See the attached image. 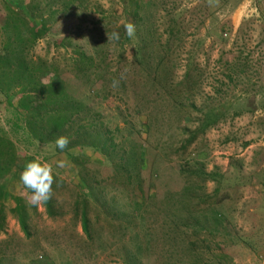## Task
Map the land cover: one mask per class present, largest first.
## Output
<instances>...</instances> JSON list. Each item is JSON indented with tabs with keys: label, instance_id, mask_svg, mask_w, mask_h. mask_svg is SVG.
Here are the masks:
<instances>
[{
	"label": "rangeland",
	"instance_id": "rangeland-1",
	"mask_svg": "<svg viewBox=\"0 0 264 264\" xmlns=\"http://www.w3.org/2000/svg\"><path fill=\"white\" fill-rule=\"evenodd\" d=\"M86 1V10L69 17L57 15L51 23L49 20V33L34 45L31 56L49 63L54 61L67 77L60 76L68 81L73 77L69 60L74 55L71 49H60L56 44L69 33L73 38L76 35V46L81 44L87 52L92 51L95 44L101 43L96 37L98 33L122 29L125 23H131L127 22L128 10L131 12L134 9V2L142 4L145 1L151 5L146 11L147 23L148 29L154 31L156 43V40L166 38L165 33L175 18L179 69L174 82L182 81L186 68L196 71L190 73L188 86L179 88L184 105L181 108L174 105L169 109L187 112V115L163 114L166 118L154 125L155 130L150 127L148 136L147 126L151 119L148 120L147 114H136V110L147 107L160 110L165 106L159 102L150 105L141 102L143 83L137 77L138 67L134 64L129 66L133 77L127 97L123 96L120 101V96L106 101L89 98L88 105L100 113L108 129H119L121 135L118 140L128 137L132 128L137 134L132 139H137L136 145H143L148 153L146 168L141 174L143 190L159 195L155 205L173 221L170 223L173 237L180 222L174 214L186 220L183 218H188V211L193 210V220L205 225L211 219V214L217 213L221 215L224 228L209 239L211 253L228 256L232 264H264V0ZM38 2L42 4V9H46V0ZM27 5L29 0H0V25L5 19L6 7L24 12ZM43 16L50 19V11H45ZM31 22L32 26H38V20ZM85 30L92 31V35H86ZM125 48L123 54L129 63L132 50ZM120 53L109 51L112 71L119 67L117 56ZM56 76L47 75L43 83L54 82ZM76 83L73 92L81 96V88L77 90ZM147 92L152 93L153 90ZM13 97L11 95L7 101L0 95V128L6 132H11L7 120L12 117L6 102L16 103L17 99ZM182 109L187 110L181 112ZM207 116L210 126L202 133L197 132L188 148H180V142L190 140L192 132L202 129ZM169 123L173 126L169 133L173 138L166 133L169 129L165 126ZM11 136L14 141L17 139V143L19 138L21 142L23 140L21 135ZM163 147H169L167 152ZM17 148L22 159L20 164L31 161L25 162V156H30L32 160L39 159L49 164L53 174L68 188L79 184V167L89 169V176L94 174L97 181H108V177H111V172L106 171L108 165L105 160L88 149L83 152L71 151L74 155H81L83 161L74 167L67 155H54L51 145L26 146L18 143ZM47 157L50 159L44 160ZM185 160H191L189 165ZM58 161H65V166L57 167ZM24 165L20 171H13L0 185V205L5 206V221L0 231V264H123L124 249H130L129 243L118 241L120 230L108 232L104 214L97 217L94 213L88 215L89 230H93L95 235L92 242L87 241L80 223L70 213L71 199L74 197L72 188L68 191V188L57 186L54 190V205L60 210V215L54 219L46 215L43 204L32 205V193L25 189L19 178ZM179 165L193 171L177 173ZM198 171H203L204 175L197 177L190 174ZM199 187L200 190L197 189ZM104 188L106 197L103 201L122 199V193L114 189L115 186L107 185ZM130 193L135 194L133 189ZM169 193L174 195L170 199L164 198ZM206 196L210 198L206 200ZM17 198L26 207L29 236H25L16 214L10 211L15 207L14 199ZM194 198L197 202L189 203ZM115 206L118 207L115 217L110 218L114 220V226L125 227L130 221L129 208L118 202L112 205ZM171 206H174L173 216L168 212ZM150 213L147 225L155 220L154 215L157 214L152 210ZM162 221L159 216L158 222ZM179 233L182 234L181 230ZM204 236L199 235L198 241L204 240ZM154 237L152 249L143 259L145 264H157L155 259H161L166 251L161 233ZM178 237L181 238L180 235ZM123 240L128 241V237L125 236ZM175 258L181 260L179 256ZM204 260L211 264L206 254Z\"/></svg>",
	"mask_w": 264,
	"mask_h": 264
},
{
	"label": "trees",
	"instance_id": "trees-1",
	"mask_svg": "<svg viewBox=\"0 0 264 264\" xmlns=\"http://www.w3.org/2000/svg\"><path fill=\"white\" fill-rule=\"evenodd\" d=\"M35 1L37 2L35 3ZM46 1L44 4L46 9L41 8L42 4L40 5L38 0H29V5L26 6L24 12L6 7L5 19L0 25V95H3L7 101L11 95L17 99L16 103L6 102L12 111L11 120H7L8 125L11 127V132H6L0 128V185L11 176L13 171H20L24 165L20 164L22 159L17 148L18 143L26 146L51 145L54 148V155H67L74 167L79 166L83 161H81V155H74L71 151L79 150V152H83L87 149L91 150L105 160L108 165V170L106 169V171L108 173L111 172V177H108V181H97L94 174L89 176V169L79 167V184H71L70 188H72L74 197L71 199L70 213L73 219L80 223L81 230L88 242H92L95 235L93 230H89L90 220L88 215L94 213L97 217L100 214H104L105 221L109 226L108 232L114 233V229L120 230L121 237L118 241H123L127 245L129 243L130 249H124L126 254L122 260L123 264H145L143 259L147 258L148 251L152 249L151 242L158 233H161L164 238L166 251L162 253L161 259H155L157 264H207L204 260V254L209 257L211 264H232L228 256L212 254L210 250L209 239L213 238L215 233L221 232V228H224L220 214H211V219L207 220L208 226H205L207 223L201 225L193 220L192 214L195 212L193 210L188 211V218H183L186 220H182V217L174 214L180 222L179 228L176 229V234L173 237L170 225L173 221L163 214L164 210L155 205L159 195L146 193L143 190L141 174L146 168L147 160L145 159L148 153L143 145H136L137 139L135 141L132 139L137 134L133 132L132 128V131L128 133V137L118 140L121 135L119 134V129H108L102 122L100 113L94 111L88 105L89 98L106 101L111 98H119L120 96L118 99L120 101L123 96L127 97L130 94V85L133 77L129 66L134 64V66L138 67L139 76L137 77L143 83L140 93L141 102H145L147 105L159 102L165 106L160 110L150 107H147L148 110L146 108H138L136 110V114H147L148 120L151 119V123L147 126L148 136L150 127L155 130L154 125L157 126L160 120L166 118L162 116L163 114L170 115L171 112L182 117L187 115V109H182L181 111L186 113L170 111L174 105L175 107L180 105L179 108L184 105L183 96L180 94L179 88L185 89L188 86L190 73L196 71L194 68H186L185 77H183L182 81L174 82L179 69L176 53L178 42V31L175 29L177 25L176 19L173 18L171 20L170 29L165 33L166 38L163 41L156 40L155 43L153 38L154 31L152 32L148 29L146 15V11L150 9L151 5L145 1H142V4L134 2V9L131 12L129 10L127 12L129 14L127 15L129 17L127 22H131L136 28L133 39H129L126 36L124 26L122 29L112 30L120 33L121 39L117 43L107 40V36L112 31L102 30L96 36L101 43L95 44L96 42H93L95 44L94 49L87 52L83 45H75L77 41L76 35L73 38V35L69 33L68 36L63 37L56 44L60 49H71L74 55L69 60L71 61L69 70L73 72V77L69 78L71 81H66L67 78L60 76H66V73L60 71L54 61L49 63L41 58L34 59L31 56V50L39 40L48 35L50 29L47 23L49 20L51 23L57 15L66 17L76 15L86 10L87 1ZM47 10L50 11V19L49 16H43ZM126 10L124 9V11ZM32 20H38V26H32ZM92 33V31L85 30L86 35H92ZM90 40L92 41V36ZM154 46L156 47L153 50ZM125 47H129L132 50V57L129 63L123 54ZM109 51L114 53L121 51V55L117 56L119 67L113 71L111 70L112 60L109 56ZM187 67H191V65ZM49 74L57 75L59 78L56 76L54 82L43 83V80ZM198 76L197 74V81L199 80ZM114 80L119 82L117 87L112 86ZM75 83L77 84V90L81 88V96L75 95L73 92ZM147 83H149V86H147ZM149 90H153V92H147ZM208 117L205 118L204 125L201 126L202 129L190 134V140L182 142L184 144L180 142V148H188L191 141L196 138V133H202L206 127L210 126L207 122ZM166 122L168 123V119H166ZM165 127L169 129V132L166 131V133H168L169 137H172L169 133L173 130V126L169 123ZM11 134L21 135L22 142L20 138L18 143L16 138V141H14L11 138ZM60 136H65L69 140L67 147L63 151L55 148L54 144L55 139ZM168 148L163 147L166 152ZM25 157L27 158L25 162L32 161L30 156ZM49 159L50 157H47L44 160L47 161ZM190 161L185 160L187 165H189ZM186 170H189L188 172L193 171L190 169ZM186 170L179 165L176 172L185 173ZM92 171L94 172L95 170ZM190 174L197 177L204 175L203 171ZM53 176L54 183L52 185L51 198L47 202L42 203L45 213L50 219L60 215L59 208L54 205V190L58 188L57 186L66 190L68 188L65 182L58 179L54 174ZM107 185L115 186L114 189L120 190L122 199L117 201L110 199L107 201L108 203L103 201L104 197H106L104 187ZM70 188H68V191H70ZM132 189L135 192L134 196L130 193ZM197 189L200 190L201 188ZM26 190L31 193L29 189ZM173 195L169 193L164 198L169 197L168 199H170ZM206 197V200L210 198L209 196ZM195 199H190L189 203L197 202ZM14 202L15 207L10 211L16 214L20 228L25 236H29L26 207L19 198L14 199ZM116 202L123 207L129 208L130 221L125 227L121 225L114 226V220L110 218L115 217L116 208L118 207H112V205L116 204ZM4 209V204H1L0 231L3 230L5 221ZM151 210L155 213L157 212V214H153L155 220L147 225L148 222L146 221L147 219L150 221ZM173 210L174 206L168 209L172 216ZM161 212L162 214H160ZM159 216L163 220L162 222H158ZM180 230L182 234L179 233ZM204 234L206 235L204 236ZM179 235L181 238L178 237ZM199 235L201 237L204 236V240L198 241ZM125 236L128 237V241L123 240ZM205 242L208 244H205ZM203 243L204 246L202 245ZM175 256H179L181 260H177Z\"/></svg>",
	"mask_w": 264,
	"mask_h": 264
},
{
	"label": "clouds",
	"instance_id": "clouds-1",
	"mask_svg": "<svg viewBox=\"0 0 264 264\" xmlns=\"http://www.w3.org/2000/svg\"><path fill=\"white\" fill-rule=\"evenodd\" d=\"M124 31L129 39L135 37L136 28L132 23L124 24ZM121 39L118 31H112L107 40L117 43ZM118 81H113V87L118 86ZM69 143V140L65 136H60L55 139V148L63 151ZM65 161H58L57 167H64ZM20 182L26 189H29L32 193L31 203L34 206H38L44 202H47L51 198L52 185L54 183L53 169L47 163H42L39 159H35L26 162L23 171L20 174Z\"/></svg>",
	"mask_w": 264,
	"mask_h": 264
}]
</instances>
